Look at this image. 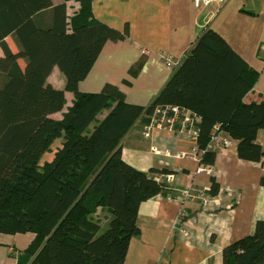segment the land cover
I'll list each match as a JSON object with an SVG mask.
<instances>
[{
  "label": "trees",
  "instance_id": "obj_1",
  "mask_svg": "<svg viewBox=\"0 0 264 264\" xmlns=\"http://www.w3.org/2000/svg\"><path fill=\"white\" fill-rule=\"evenodd\" d=\"M67 1L0 0V233L35 234L23 251L13 248L16 264H123L130 239L140 234V204L170 193L160 176L172 173L137 171L122 160V140L133 124L149 125L156 108L175 105L201 118L203 163L213 160L208 145L217 125L237 140L241 158L259 161L264 100L244 102L254 88L247 64L211 28L148 107L126 102L112 83L99 93L81 92L106 42L125 39L129 30L95 19L92 0H77L81 10L70 30ZM55 66L76 98L61 120L51 117L65 106V90L47 81ZM59 138L64 144L41 164ZM218 189L214 182L209 194ZM99 206L111 213L102 232L93 219ZM255 228L225 247L224 264H264V221Z\"/></svg>",
  "mask_w": 264,
  "mask_h": 264
},
{
  "label": "crops",
  "instance_id": "obj_2",
  "mask_svg": "<svg viewBox=\"0 0 264 264\" xmlns=\"http://www.w3.org/2000/svg\"><path fill=\"white\" fill-rule=\"evenodd\" d=\"M63 2L53 0L54 5ZM91 8L95 19L120 32L128 28L129 35L106 42L80 83L81 92L99 93L112 83L124 93L126 102L148 107L198 38L211 28L247 64L254 88L244 96V102L264 100V0H226L201 10L193 0H92ZM66 9L71 30L70 20L81 4L67 1ZM45 17L48 20L50 13ZM47 81L57 89L66 88V77L57 66ZM64 93V109L51 115L59 120L76 99L73 92ZM102 113L98 120L108 111ZM200 120L197 116L196 123ZM146 126L138 120L125 134L122 160L137 171L167 170L174 179L161 178L169 184L170 193L154 195L140 204L136 219L140 234L130 239L123 264H224L225 247L253 234L257 223L264 221V175L259 161L241 158L237 140L223 131L230 144L211 146L210 164L215 171L200 173L198 167L206 163L193 154V128L154 126L147 138ZM256 143L264 152V129L258 130ZM58 147L53 145L43 158L52 160ZM200 153L202 156L204 151ZM214 182L219 183V189L209 194ZM187 188L194 196L183 201L179 193ZM200 193L209 197L206 203ZM110 217L109 211L104 220L93 216L100 232L109 225ZM34 236L0 233V264H16L13 248L23 251Z\"/></svg>",
  "mask_w": 264,
  "mask_h": 264
},
{
  "label": "built area",
  "instance_id": "obj_3",
  "mask_svg": "<svg viewBox=\"0 0 264 264\" xmlns=\"http://www.w3.org/2000/svg\"><path fill=\"white\" fill-rule=\"evenodd\" d=\"M226 0H193V4H195V7L197 10H201L204 7H207L215 2L223 3ZM155 116L153 117L152 121L149 123L148 126L145 127L144 136L149 138L151 135V132L153 130V127H159L162 126L169 127L170 129H173L176 124H180L183 129L185 128H193V135L195 138L194 148H193V154L196 156L201 157V149L198 147V123H196L197 115L192 114L190 111L186 110L185 108H180L175 105H168L164 107H158L155 111ZM221 125L215 126L214 131L212 132V137L209 142V147L215 145V146H228L230 144V139L223 136V130L220 129ZM260 167L262 168L263 175H264V154L262 155L261 159L259 160ZM198 172L200 173H214V167L212 164L208 165H201L198 167ZM165 175L160 176V179L163 178ZM165 178L168 179V181H172L174 179L173 175H166ZM192 190L190 188H187V190L181 191L179 194L181 195L180 199L183 201L188 200V198H191L194 196L192 194ZM203 199V203H206L208 198L207 195L200 193ZM175 198V197H174ZM185 215V211L183 210L181 212V216Z\"/></svg>",
  "mask_w": 264,
  "mask_h": 264
},
{
  "label": "rangeland",
  "instance_id": "obj_4",
  "mask_svg": "<svg viewBox=\"0 0 264 264\" xmlns=\"http://www.w3.org/2000/svg\"><path fill=\"white\" fill-rule=\"evenodd\" d=\"M103 114V113H102ZM102 114H100V117H103V115ZM64 142H65V140H63V138H59V139H56L55 140V142H54V144L53 145H58V146H62L63 144H64ZM54 150V149H53ZM55 155V154H54ZM54 158V157H53ZM50 159H48V157H45V158H43L42 159V163L41 164H43V162L44 161H49ZM96 211H95V213H94V215L95 216H97L99 219L98 220H100V216L102 217V220H104V216L107 214V212L109 211L108 209H107V207L106 206H99V207H97L96 209H95ZM93 215V216H94Z\"/></svg>",
  "mask_w": 264,
  "mask_h": 264
}]
</instances>
